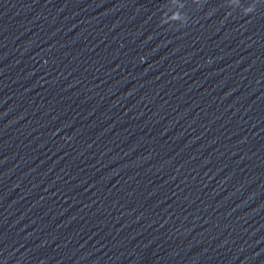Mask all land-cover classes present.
Masks as SVG:
<instances>
[{"label": "clouds", "instance_id": "1", "mask_svg": "<svg viewBox=\"0 0 264 264\" xmlns=\"http://www.w3.org/2000/svg\"><path fill=\"white\" fill-rule=\"evenodd\" d=\"M247 15H248V13L246 12V13H245V16H247ZM185 26H186V25H185Z\"/></svg>", "mask_w": 264, "mask_h": 264}]
</instances>
